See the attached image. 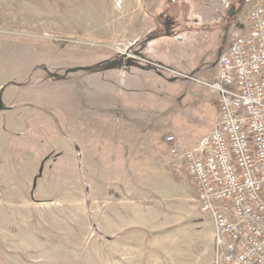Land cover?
<instances>
[{
  "label": "rangeland",
  "instance_id": "374dc122",
  "mask_svg": "<svg viewBox=\"0 0 264 264\" xmlns=\"http://www.w3.org/2000/svg\"><path fill=\"white\" fill-rule=\"evenodd\" d=\"M261 1L229 15L237 0H159L130 45L128 0H0V264H222L212 219L165 143L171 133L197 146L219 95L187 74L169 85L180 65L168 58L146 63L149 85H117L116 71L124 83L135 51L159 36L208 78Z\"/></svg>",
  "mask_w": 264,
  "mask_h": 264
},
{
  "label": "built area",
  "instance_id": "2783aa9c",
  "mask_svg": "<svg viewBox=\"0 0 264 264\" xmlns=\"http://www.w3.org/2000/svg\"><path fill=\"white\" fill-rule=\"evenodd\" d=\"M245 20L230 30L218 59L211 87L219 116L211 131L188 149L165 135L199 212L212 219L222 264H264V1L251 4Z\"/></svg>",
  "mask_w": 264,
  "mask_h": 264
},
{
  "label": "crops",
  "instance_id": "0c3cea01",
  "mask_svg": "<svg viewBox=\"0 0 264 264\" xmlns=\"http://www.w3.org/2000/svg\"><path fill=\"white\" fill-rule=\"evenodd\" d=\"M128 4H129V9H133L135 10L134 14H131L130 17V21L128 23V31L130 30V32H136L137 34L134 36L135 38H132L133 40L131 41L130 45L132 44H138L141 40H142V36L138 34L139 30H141L140 28L143 27V31L146 30V25H147V21L148 20H152V13H149L150 11H160L161 7H160V2L159 0H128ZM140 2V3H138ZM162 5V4H161ZM149 11V12H148ZM134 18V19H132ZM132 25H134L132 27ZM125 29V28H124ZM138 30V32H137ZM161 36V35H160ZM158 37L156 36L154 37L153 41H148L145 45H141V49L135 51L136 55V62H129V66H126L128 68V75L126 74L124 76L125 80L124 83L121 82V65L118 67V71H116V73H118L117 77L119 78V81L117 83V85H149L150 83V78L152 77V73L150 72V69H147L146 67V63H151L153 60L155 62H159V64L161 66H164L163 63L167 62V58L171 59L174 63H177L178 65H180V68H176L175 66H173L172 68L175 69H170L171 73L168 72L170 74V77L168 79L169 81V85L170 83H172L173 81H175V75L177 73H181L184 76L187 75H191V78H187V77H182L180 78V80L185 79L190 81L191 83H193V81H199V80H203L205 79L206 82L209 83V85H211V83H213L214 81H216L218 79V72H219V67H218V59L220 57L221 54H219L217 56V58L214 60V62L212 63V68H214L213 71L210 72V75L208 78L206 77V72L208 67H198V63H194V64H179L180 61L177 60V58L173 57L172 55L170 56L164 49L163 47H165L166 45H162V41L158 42ZM153 43H155V45H153ZM153 46H157L154 47L152 50L151 48ZM228 47V45H227ZM226 47V50H227ZM225 52V51H224ZM222 52V54L224 53ZM122 55H124L122 53ZM131 56V55H130ZM172 65V64H171ZM150 72V73H149ZM174 73V74H173ZM197 74H201L197 75ZM116 75V74H115ZM123 78V79H124ZM166 77H162L159 76V80L160 82H163L165 80ZM116 79V77L114 78V80ZM196 79V80H195ZM187 81V85H192L191 83H189ZM115 83V81H114ZM164 85H168V84H164ZM211 131V130H210ZM209 131V132H210ZM208 132V133H209ZM214 226V225H213ZM214 230V229H213ZM151 264H163L162 259L157 260L155 262H152Z\"/></svg>",
  "mask_w": 264,
  "mask_h": 264
},
{
  "label": "water",
  "instance_id": "95a60500",
  "mask_svg": "<svg viewBox=\"0 0 264 264\" xmlns=\"http://www.w3.org/2000/svg\"><path fill=\"white\" fill-rule=\"evenodd\" d=\"M229 15H232V9H231V11H229ZM79 69H81V67L70 68V69L66 70V73L73 72V71H76V70H79ZM4 87L5 86H2V89H4ZM6 108L7 107L3 103L2 95H1V92H0V110H5Z\"/></svg>",
  "mask_w": 264,
  "mask_h": 264
},
{
  "label": "flooded vegetation",
  "instance_id": "af4514ba",
  "mask_svg": "<svg viewBox=\"0 0 264 264\" xmlns=\"http://www.w3.org/2000/svg\"><path fill=\"white\" fill-rule=\"evenodd\" d=\"M246 0H237V7L236 5H232L233 8H231L232 10H235V9H240V7L242 6V4L245 2ZM231 11V10H230Z\"/></svg>",
  "mask_w": 264,
  "mask_h": 264
}]
</instances>
